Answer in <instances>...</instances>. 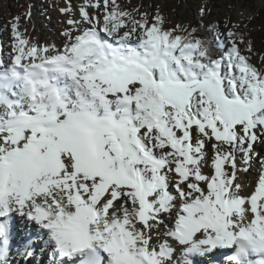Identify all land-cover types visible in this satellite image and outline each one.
<instances>
[{
	"label": "snow or ice",
	"instance_id": "6c2138e0",
	"mask_svg": "<svg viewBox=\"0 0 264 264\" xmlns=\"http://www.w3.org/2000/svg\"><path fill=\"white\" fill-rule=\"evenodd\" d=\"M61 11V47L17 17L0 48V264H264V58L118 0Z\"/></svg>",
	"mask_w": 264,
	"mask_h": 264
},
{
	"label": "rangeland",
	"instance_id": "374dc122",
	"mask_svg": "<svg viewBox=\"0 0 264 264\" xmlns=\"http://www.w3.org/2000/svg\"><path fill=\"white\" fill-rule=\"evenodd\" d=\"M78 1L80 4L84 3V0H0V9L5 8L0 14V23L4 30L10 31L9 38L0 36V48L4 47L3 43L11 45V25L15 18H19V30L23 33V29L33 23L32 13L40 21H43V17L51 19V15L45 13L49 5L72 4ZM124 11L131 12L136 19H140L144 13L148 14L150 20L160 15L166 29L176 28L178 31L190 30L194 21L191 13L198 14L201 19L206 17L209 24H217L222 45L227 46L229 43L227 33H234L242 54L250 57L254 66L261 67V58H264V41L261 36L264 34V0H134L127 3ZM180 34L184 32L181 31ZM28 39L34 43L32 35ZM249 47L251 51H248ZM208 150L211 152L210 147ZM256 151L264 153L263 147L256 148ZM248 174H241L242 180H248ZM253 175L256 176V173ZM19 219L16 217V220ZM17 227L18 231L14 230V234L18 239L23 240L28 236L36 238L37 233L34 230L29 231V225L18 221ZM42 260L45 264H50L47 252L41 256ZM207 263L208 260L205 261Z\"/></svg>",
	"mask_w": 264,
	"mask_h": 264
},
{
	"label": "bare ground",
	"instance_id": "6f19581e",
	"mask_svg": "<svg viewBox=\"0 0 264 264\" xmlns=\"http://www.w3.org/2000/svg\"><path fill=\"white\" fill-rule=\"evenodd\" d=\"M134 0H118V3L120 4L122 10L126 8L127 3L133 2ZM82 4L78 2H73L72 4H51L47 7V10L45 11L46 14L51 15V19H47L46 17H43V21H40L38 19V16L35 14H31V19L33 20V23L29 26H26L25 29H23V34L28 38L29 35H32L34 37V43L42 44V45H55L57 47H61L64 41V37L61 35V33L67 29L69 26L67 25V19L69 18L67 13H62V9L68 8L69 6L73 9L72 18L73 19H79V7ZM4 9H0V14L4 12ZM90 13L93 11L92 9H89ZM242 17V16H241ZM47 19V20H46ZM0 36L3 38H9L10 31L4 30L0 23ZM4 47L2 48L4 50V54L7 55L10 51V46L8 43H3ZM264 152V145L257 144L256 148H262ZM262 152V151H261ZM261 157H264V153H259ZM263 154V155H262ZM205 171L207 172L208 169L206 168ZM256 173V169L253 168L252 171L248 174L249 179L248 180H241L245 183L252 182L254 179V175ZM246 176V175H245ZM242 177V176H241ZM165 219H167L165 217ZM18 221L23 222L24 224H27L23 219L15 220L12 222L11 230L14 232L17 230V224ZM17 223V224H16ZM28 225V224H27ZM31 229H29L30 231ZM15 237L18 239V237L15 234ZM21 240V239H20ZM200 258H196L198 261ZM43 261V260H42ZM13 264L15 262L13 261ZM43 264L44 261H43ZM208 264V263H207Z\"/></svg>",
	"mask_w": 264,
	"mask_h": 264
},
{
	"label": "trees",
	"instance_id": "16d2710c",
	"mask_svg": "<svg viewBox=\"0 0 264 264\" xmlns=\"http://www.w3.org/2000/svg\"><path fill=\"white\" fill-rule=\"evenodd\" d=\"M192 16H193V25L192 27L190 28L189 32L192 30V29H197V33L196 35L198 37H204L205 34H206V31L207 30H211V34L214 36V37H219V41H220V44L221 43V32L219 31V28L217 26L216 23H208V18H203L201 19V17L198 15V14H195V13H191ZM262 36V40L264 41V34L261 35Z\"/></svg>",
	"mask_w": 264,
	"mask_h": 264
}]
</instances>
